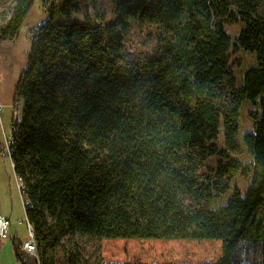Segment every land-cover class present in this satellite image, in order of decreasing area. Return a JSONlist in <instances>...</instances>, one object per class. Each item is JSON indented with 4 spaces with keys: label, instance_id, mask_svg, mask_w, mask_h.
<instances>
[{
    "label": "trees",
    "instance_id": "trees-1",
    "mask_svg": "<svg viewBox=\"0 0 264 264\" xmlns=\"http://www.w3.org/2000/svg\"><path fill=\"white\" fill-rule=\"evenodd\" d=\"M57 1L62 18L32 31L12 101L10 160L37 244L34 256L14 241L18 261L49 264L63 240L85 238L115 257L101 264H264V0H108L110 24L72 21L76 0ZM34 2L17 0L8 29ZM237 23L233 42L226 27ZM232 45L258 60L241 86ZM245 101L261 106L244 136L249 162L230 156ZM239 172L251 175L245 195L235 187L218 204ZM246 238L262 263L233 261ZM168 244L217 258L149 259L180 254Z\"/></svg>",
    "mask_w": 264,
    "mask_h": 264
},
{
    "label": "rangeland",
    "instance_id": "rangeland-1",
    "mask_svg": "<svg viewBox=\"0 0 264 264\" xmlns=\"http://www.w3.org/2000/svg\"><path fill=\"white\" fill-rule=\"evenodd\" d=\"M57 3V0H35L25 21L20 24L16 31H13L8 28L17 0H0V214L8 216L11 222L9 227L10 238L7 240L0 239V264H21L16 258L13 242L20 241L23 243L29 239L23 205L24 197L22 198L19 193L16 175L11 160L6 153V143L8 144L10 137V125L14 113L17 111L15 105H12L14 90L25 69L26 55L32 47L34 39L32 31L49 19L59 21L62 18L61 10L53 7ZM75 3L77 8L70 15L72 21L81 23L87 16L94 17L103 14L106 15L103 24H110L115 20L108 0H76ZM241 29L242 25L237 23L227 26L226 32L234 42ZM257 66L256 53L242 48L236 50L233 45L231 46V67L236 77L237 86L243 84L245 73ZM260 109V103L243 102L240 109L239 132L237 135V142L240 148L237 153H230L232 158L244 162L251 161L252 158L244 144V136L252 130L250 112ZM216 144L220 149L226 147L223 124L219 128ZM216 164L217 157L209 158L205 171L208 172ZM250 183L251 175L246 177L239 172L231 180V186L228 191L216 202L218 204H226L235 187L240 189L242 195H245ZM218 243L220 242L206 241L204 244ZM62 244L64 245L63 249L55 250L49 264H101L105 262L106 258H110L109 255H106L107 252L103 249V244L97 241L79 238L76 247L67 240H63ZM128 246L131 252H135L139 248L137 244L133 243ZM155 246L159 247V245ZM168 249H175L180 254H168L162 257L155 256L149 259L203 261L217 258V254L206 256V253L201 252V249L199 250L200 252L197 251L193 254V250L190 247L180 244H168L165 246V250ZM110 259H115V257L112 256ZM144 259L147 258L141 256L134 258V260ZM233 261L236 263H262V245L247 238L241 240L234 253Z\"/></svg>",
    "mask_w": 264,
    "mask_h": 264
},
{
    "label": "built area",
    "instance_id": "built-area-1",
    "mask_svg": "<svg viewBox=\"0 0 264 264\" xmlns=\"http://www.w3.org/2000/svg\"><path fill=\"white\" fill-rule=\"evenodd\" d=\"M0 113H1V108H0ZM18 115H19L18 112L14 113L13 119L16 120L18 118ZM10 140L11 139L9 137V142H8V144L6 143V153L9 156V158H10V151H9ZM12 166H13V164H12ZM16 179L18 182L19 193H20L22 198L24 197L23 205H24V208L26 210V208L30 206V203L25 200V187H24V184L22 183L21 179H19L17 176H16ZM26 224H27V230L29 233V239L23 243V249L27 253L34 255V256H37V244H36V241L34 238L35 233H34L33 226L28 221ZM10 226H11V222H10L9 218L0 214V239L1 240H7L10 238V235H9V227Z\"/></svg>",
    "mask_w": 264,
    "mask_h": 264
},
{
    "label": "crops",
    "instance_id": "crops-1",
    "mask_svg": "<svg viewBox=\"0 0 264 264\" xmlns=\"http://www.w3.org/2000/svg\"><path fill=\"white\" fill-rule=\"evenodd\" d=\"M7 218H8V216H7Z\"/></svg>",
    "mask_w": 264,
    "mask_h": 264
}]
</instances>
